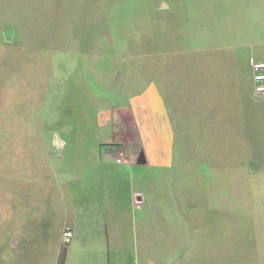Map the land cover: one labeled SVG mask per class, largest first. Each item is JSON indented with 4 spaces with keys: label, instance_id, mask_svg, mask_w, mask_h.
Segmentation results:
<instances>
[{
    "label": "rangeland",
    "instance_id": "rangeland-1",
    "mask_svg": "<svg viewBox=\"0 0 264 264\" xmlns=\"http://www.w3.org/2000/svg\"><path fill=\"white\" fill-rule=\"evenodd\" d=\"M247 4L225 6L224 17L221 0H0V177L9 178L13 159L45 158V146L55 155L68 128L91 132L81 136L90 139L85 143L107 144L112 114L128 106L149 159L137 168L195 195L190 210L181 208L174 219V241L163 242L165 252H178L171 264L182 257L181 264H253L257 248L248 238L242 250L237 220L242 208L264 207V128L182 127L187 63L219 60V48H206L221 45L226 20L250 32L251 8L250 15L241 11ZM93 29L101 38L92 37ZM71 39L80 41L75 54L64 49ZM118 48L127 49L111 60L110 49ZM147 60L158 73L142 78ZM224 109L212 106L214 114ZM120 117L123 128H134L128 111ZM120 137L132 139L128 132ZM20 258L10 225L0 222V264Z\"/></svg>",
    "mask_w": 264,
    "mask_h": 264
},
{
    "label": "crops",
    "instance_id": "crops-1",
    "mask_svg": "<svg viewBox=\"0 0 264 264\" xmlns=\"http://www.w3.org/2000/svg\"><path fill=\"white\" fill-rule=\"evenodd\" d=\"M239 1L221 0L222 15L225 17V6H239ZM247 2L240 10L250 15L251 8L250 32L226 20L221 25V45L206 48H219V60L187 63L189 113L182 127L264 128V94L255 97L252 93L250 65L251 59L264 62V0ZM161 3L169 5L166 1ZM98 36L101 38L93 29L92 37ZM244 37H250L249 41L242 40ZM79 42L67 40L64 49L75 54ZM94 47L93 43L92 53L98 58ZM126 49H110L111 60L112 53L123 54ZM155 65L154 62L153 68L151 60L145 61L142 78L154 70L157 74ZM173 65L169 63L167 69L170 79ZM201 86H215V90L201 93ZM145 90L150 92L151 86ZM231 101L236 102L237 109ZM216 105L225 109L214 114L212 106ZM125 111L130 113L134 128H123L120 115ZM112 116L111 140L107 144L85 143L90 139L81 136L91 132L68 128L61 132L60 149L55 155L50 144L45 146V158L13 159L9 178L0 177V222L10 225L21 264H171L178 257L173 249L165 252L163 242L174 241V219L181 208L190 210L195 195L172 190L176 181L170 177L142 174L137 167L149 159L134 113L124 106ZM160 119L163 121L161 116ZM126 132L132 139H121ZM66 229L72 231L68 239L62 236ZM237 232L239 242H243L242 250L248 238L257 248L253 264H264V207L242 208Z\"/></svg>",
    "mask_w": 264,
    "mask_h": 264
},
{
    "label": "built area",
    "instance_id": "built-area-1",
    "mask_svg": "<svg viewBox=\"0 0 264 264\" xmlns=\"http://www.w3.org/2000/svg\"><path fill=\"white\" fill-rule=\"evenodd\" d=\"M250 65L253 70V90L252 93L255 97L264 94V62H255L250 60ZM117 162H121V158L116 159ZM63 238L68 239L72 236V231L66 229L62 233Z\"/></svg>",
    "mask_w": 264,
    "mask_h": 264
},
{
    "label": "trees",
    "instance_id": "trees-1",
    "mask_svg": "<svg viewBox=\"0 0 264 264\" xmlns=\"http://www.w3.org/2000/svg\"><path fill=\"white\" fill-rule=\"evenodd\" d=\"M141 158H142V157H141ZM63 253H64V250L61 252V258H62Z\"/></svg>",
    "mask_w": 264,
    "mask_h": 264
}]
</instances>
